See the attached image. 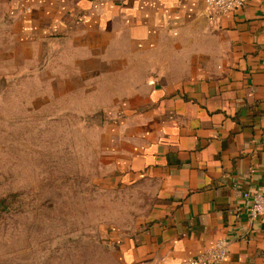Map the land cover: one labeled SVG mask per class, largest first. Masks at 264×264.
I'll list each match as a JSON object with an SVG mask.
<instances>
[{"label": "crops", "instance_id": "crops-1", "mask_svg": "<svg viewBox=\"0 0 264 264\" xmlns=\"http://www.w3.org/2000/svg\"><path fill=\"white\" fill-rule=\"evenodd\" d=\"M4 2L22 42L88 54L119 86L101 148L153 197L123 258L187 264L225 238L216 264H264V213L249 218L243 198L264 195V0L214 19L205 0Z\"/></svg>", "mask_w": 264, "mask_h": 264}, {"label": "rangeland", "instance_id": "rangeland-1", "mask_svg": "<svg viewBox=\"0 0 264 264\" xmlns=\"http://www.w3.org/2000/svg\"><path fill=\"white\" fill-rule=\"evenodd\" d=\"M4 1L0 264H138L120 244L145 219L152 189L118 179L100 139L119 86L101 83L88 54L22 42Z\"/></svg>", "mask_w": 264, "mask_h": 264}, {"label": "built area", "instance_id": "built-area-1", "mask_svg": "<svg viewBox=\"0 0 264 264\" xmlns=\"http://www.w3.org/2000/svg\"><path fill=\"white\" fill-rule=\"evenodd\" d=\"M246 0H205V7L211 19L241 7ZM249 218H256L264 213V195L259 190L243 193ZM227 252V240L218 238L211 248L188 260L187 264H216L221 262Z\"/></svg>", "mask_w": 264, "mask_h": 264}]
</instances>
